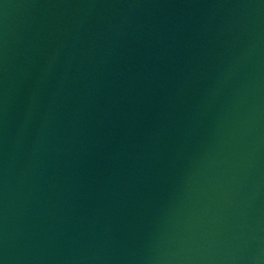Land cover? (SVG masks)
Returning <instances> with one entry per match:
<instances>
[{
	"label": "water",
	"instance_id": "obj_1",
	"mask_svg": "<svg viewBox=\"0 0 264 264\" xmlns=\"http://www.w3.org/2000/svg\"><path fill=\"white\" fill-rule=\"evenodd\" d=\"M0 264H264V0H0Z\"/></svg>",
	"mask_w": 264,
	"mask_h": 264
}]
</instances>
